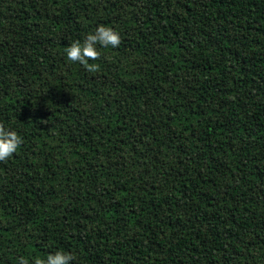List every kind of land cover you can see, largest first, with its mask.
<instances>
[{
	"label": "trees",
	"instance_id": "obj_1",
	"mask_svg": "<svg viewBox=\"0 0 264 264\" xmlns=\"http://www.w3.org/2000/svg\"><path fill=\"white\" fill-rule=\"evenodd\" d=\"M0 124V264H264V0H0Z\"/></svg>",
	"mask_w": 264,
	"mask_h": 264
},
{
	"label": "clouds",
	"instance_id": "obj_2",
	"mask_svg": "<svg viewBox=\"0 0 264 264\" xmlns=\"http://www.w3.org/2000/svg\"><path fill=\"white\" fill-rule=\"evenodd\" d=\"M121 43V36L113 27L103 24L97 25L94 31L86 34L83 40L72 42L64 49L67 59L79 63L88 71H96L98 65L89 63L100 56V49L117 48ZM22 138L15 130L0 124V161L11 158L18 150ZM74 256L63 250L50 252L43 257L27 259L18 257L17 264H73Z\"/></svg>",
	"mask_w": 264,
	"mask_h": 264
}]
</instances>
